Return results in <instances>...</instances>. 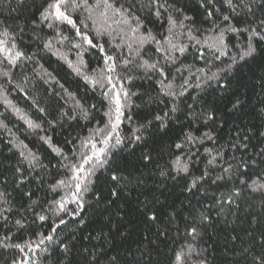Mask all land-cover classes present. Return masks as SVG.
Segmentation results:
<instances>
[{
	"label": "trees",
	"instance_id": "trees-1",
	"mask_svg": "<svg viewBox=\"0 0 264 264\" xmlns=\"http://www.w3.org/2000/svg\"><path fill=\"white\" fill-rule=\"evenodd\" d=\"M50 2L0 0V31L7 28L19 50L32 57L12 67L0 56V192L5 193L0 198V264H176L178 252L181 264H259L264 258V189L253 188L264 184V42L257 41L255 53L245 60L237 56L230 70L231 57L246 36L226 32L228 55L219 59L205 42L213 43L219 32L210 31L214 24L258 25L264 7L257 2L252 13L243 10L235 16L223 0H167L181 12L170 7L157 19L147 0H113L131 7L143 23L141 32L150 29L161 41L169 13L177 20L191 17L173 36L178 47H187L183 54L157 52L155 42L141 49L144 59L159 61L166 79L132 65L131 71L117 68V75L124 77L117 80L114 75L117 91L122 86L129 94L127 101L122 98L124 115L103 157L107 162L84 180L86 191H77L66 165L78 163L81 152L91 154V144L81 146L89 137L97 149L104 147L101 141L111 131L105 128L110 105L103 95L107 87L93 88L61 57L84 75L99 78L104 53L77 36L71 25L42 21L40 13ZM207 11L213 12L211 19H206ZM69 12L81 32L103 44L118 65L131 58L127 44L137 45L128 26L116 22L119 17L103 25L110 35L98 38L99 21L95 26L86 21L85 28L79 21L88 13ZM224 15L231 21H224ZM49 23L54 26L49 28ZM188 29L195 39L189 38ZM49 39L52 52L43 48ZM212 73L218 75L209 79ZM167 91L175 97L165 95ZM157 115L164 117L163 123ZM26 120L40 128H29ZM189 132L198 138L195 144L185 139ZM42 137L50 138L61 154ZM177 143L184 147L177 149ZM206 148L213 155L222 150L223 155L209 165ZM29 152L37 157L31 164L25 159ZM177 157L188 164L187 172L177 170ZM54 202L65 210L57 213ZM40 215L46 220L40 221ZM153 215L155 221L149 219Z\"/></svg>",
	"mask_w": 264,
	"mask_h": 264
},
{
	"label": "snow or ice",
	"instance_id": "snow-or-ice-1",
	"mask_svg": "<svg viewBox=\"0 0 264 264\" xmlns=\"http://www.w3.org/2000/svg\"><path fill=\"white\" fill-rule=\"evenodd\" d=\"M209 4L213 2V0H207ZM259 3L262 7H264V0H251V2H246V0H239V3H235L234 0H223V3L227 5V7L232 11V13L235 16H239L241 14V11L246 10L248 13H252V4ZM242 6V7H241ZM147 7L150 11H153V14L157 17V19L161 18L162 15L165 12H168L169 8L174 6L169 5L167 3V0H164V2H161V0H147ZM237 9H240L238 11ZM69 10L72 12H75L77 10H83L88 13V15L85 17L84 20H80L79 23L83 25L85 28L88 27V24L86 21H91L92 24L95 26L97 25L98 21L101 23L100 27H96V35L98 38H102L105 34H109L108 29L104 28L103 25L107 24L108 20L112 17H119V19L116 21L117 23H123L128 26L132 36L131 39L136 43V47L133 48V43L129 42L127 44V48L129 50V56L131 58H124L120 64H117V57L113 55H109L105 52V48L103 44H100L98 42H94L93 39H90L87 34L82 33L80 28L77 25L76 20L72 18L70 15ZM163 10V12L161 11ZM176 12H181L180 9H175ZM41 20L42 21H59L60 23H66L68 25H71L73 29L76 30V35L81 36L83 40L92 48H98L101 53H104L103 55V62L104 67L100 69L99 78L96 77H90L88 75H84L81 72L80 67L74 66L70 60H67V57H61L62 59L66 60L68 63V66L70 68H73V71L76 72L77 75H83V78L86 83L90 84L93 88L99 86L100 88L107 87V91L103 93L105 99L109 102V111L105 113L106 116H108V124L105 125V128H111V131L107 133V135L104 136L103 140L101 141L104 145V147H101L97 149L96 144L92 142L91 137H89L86 141H82V147H86L88 144H91V154H88L86 152H81L78 163L71 164L70 166L66 165V167H69V170L72 172V179L76 182V188L77 191H86L87 190V184L84 183V180H86L91 175L95 174V168L97 166H102L104 163H106V159H103V157H106L108 146L110 141L112 140V133L116 132V130L119 128V124L121 122V117L124 115V107L126 106L125 103H122V98L124 101H127L129 98L128 92L121 86L119 90L117 91V84L114 83V75H116V79H122L124 77H120L117 75V68L122 66L124 69H127L128 71H131V68L129 67L132 65L134 68L143 70L145 73L148 72H158L161 77H164L166 79V73L165 69L159 65V61H150L149 59H144L141 55V49L146 43L155 42L157 47V52H172V51H178L180 54H183L186 50L187 46H179L173 42V36L178 34L175 32L176 29H185L184 21L190 20L191 17L187 15H183V18L180 20H177V18L169 13L167 15V24L168 27L166 29L167 35L163 37V41L157 40L156 37L153 35L152 31L148 29L146 32L142 33L141 28L143 27V23L140 20L139 16H136L133 12L131 7H125L124 5L117 6L116 3L113 2V0H95L94 4H89V0H52L47 5V8L44 9L43 12L40 13ZM213 17L212 11H207L206 19H211ZM224 21H231V17L229 15L223 16ZM134 22V26H133ZM54 25L52 23L48 24L49 28H52ZM219 28V32L216 34V36L213 38V43L207 44V47L210 49H214L215 52L219 53V55L216 57L217 59L220 58V56H226L228 55L227 49L228 44L226 42V32L234 33L237 35H243L246 36V40L244 45H238L239 51L236 55H233L231 57L232 64L228 65L227 70H230L233 66V64L237 61V56L239 60H245L247 57L252 56L256 51V42H264V19L259 20L258 25L256 26H246V27H237L231 22L227 24L226 27L221 28L218 24L213 25V29H210V31H215V29ZM23 31V29H21ZM189 38L195 39L193 37L192 31L188 29L187 32ZM58 35H60L58 33ZM68 37L61 36V40H67ZM196 43H200L199 40L196 41ZM163 45H168V48H165ZM75 47L80 48V44H76ZM43 48L49 52L53 51V42L51 39L46 40L43 42ZM134 53V55H133ZM53 54H56L53 52ZM0 56L3 57V60L7 61V63L15 67L17 66V63L21 60L28 59L30 60L31 56H26V54L19 50L14 35L9 33V30L7 28L3 29V31H0ZM202 58V57H201ZM167 59L171 62H175L174 57L168 55ZM2 62V61H0ZM191 68V66H188ZM179 72L180 69H177ZM197 71L203 73L204 69H197ZM219 71H225V69H220ZM3 75L8 76L9 72H4ZM218 73H212V76L209 77V79L216 78ZM127 79H131L130 76L126 77ZM161 84H163V80L160 81ZM186 83V82H185ZM167 87L171 89L172 85L168 84ZM165 95L173 96L175 97L176 93L172 91H167L164 93ZM179 95H183V92L179 93ZM235 107V105H234ZM43 111V109H41ZM173 112L176 111V108L173 107ZM168 114L165 113V116ZM85 118H87V113H85ZM213 117L210 115L209 119H212ZM156 120L161 121L163 123L164 117L157 115L155 117ZM26 123L28 124L29 128L36 129L40 128L39 124L34 123L31 120H26ZM97 132H103V129H97ZM138 131V129H137ZM264 135V133H262ZM204 137L208 140H213V137L209 133H204ZM41 139H44L45 142L49 145L50 148L57 154H61V150L59 148H56L52 145L50 138L42 137ZM136 139L139 140L140 136H136ZM185 139L192 144H195L198 140L197 137L193 136L191 132L186 134ZM247 139V137H245ZM199 142L202 144L203 139H200ZM115 143L116 145H119L122 143L120 136L117 134L115 136ZM237 145H233V147H236ZM239 147H247V145L240 143L238 145ZM177 149H182L184 145L182 143H177L175 145ZM205 152L211 156V159L208 160V164L212 165L216 161L218 156H222L223 152L218 151L215 155H213L212 149H205ZM26 160H28L29 164H31L33 161L37 159L35 155L29 152L28 156L25 157ZM145 159H150V157H145ZM88 166L87 168L85 166ZM174 165L176 166L178 171H188V164L187 163H181L180 157H177L174 161ZM231 168V165H229V168L225 169V172L229 171ZM17 171L19 172L20 169L18 168ZM163 174V173H162ZM113 180H116L117 177L113 176ZM202 179V177L197 178V180ZM217 179H223V177H217ZM244 181H242L243 183ZM20 183H23V180L20 181ZM253 185H256V181L252 182ZM59 184H64V181H59ZM196 180L193 181V187H195ZM257 188L264 189V184L257 185L256 188H253V190H257ZM115 195V193H113ZM239 193H237L238 195ZM30 195V194H29ZM5 193L0 192V198H4ZM55 204L59 205L58 209H56L57 213L59 211L65 210L63 207V204L61 202H54ZM6 219V217H5ZM149 219L155 221L157 217L155 215L150 216ZM40 221L46 220V217L44 215L39 216ZM61 223H64L63 220L60 221ZM17 225L21 224L20 220L16 221ZM54 231V230H53ZM193 233L196 231L195 229L192 230ZM7 238V237H6ZM49 241L52 240V236L49 235L47 237ZM43 242V241H41ZM15 247L19 248L20 245H15ZM23 250V249H21ZM183 259V255L181 252L176 253V264H181V261ZM259 264H264V258L260 259Z\"/></svg>",
	"mask_w": 264,
	"mask_h": 264
}]
</instances>
